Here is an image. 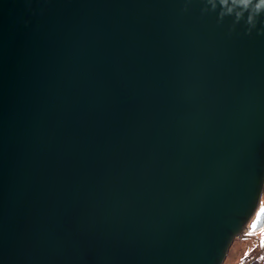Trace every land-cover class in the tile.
I'll use <instances>...</instances> for the list:
<instances>
[{
  "label": "water",
  "instance_id": "1",
  "mask_svg": "<svg viewBox=\"0 0 264 264\" xmlns=\"http://www.w3.org/2000/svg\"><path fill=\"white\" fill-rule=\"evenodd\" d=\"M259 0H0V264H223L264 228Z\"/></svg>",
  "mask_w": 264,
  "mask_h": 264
},
{
  "label": "rangeland",
  "instance_id": "2",
  "mask_svg": "<svg viewBox=\"0 0 264 264\" xmlns=\"http://www.w3.org/2000/svg\"><path fill=\"white\" fill-rule=\"evenodd\" d=\"M260 205L264 206V193ZM259 257H264V228L254 233L243 231L234 241L223 264H249Z\"/></svg>",
  "mask_w": 264,
  "mask_h": 264
},
{
  "label": "trees",
  "instance_id": "3",
  "mask_svg": "<svg viewBox=\"0 0 264 264\" xmlns=\"http://www.w3.org/2000/svg\"><path fill=\"white\" fill-rule=\"evenodd\" d=\"M249 264H264V257H259L252 260Z\"/></svg>",
  "mask_w": 264,
  "mask_h": 264
},
{
  "label": "clouds",
  "instance_id": "4",
  "mask_svg": "<svg viewBox=\"0 0 264 264\" xmlns=\"http://www.w3.org/2000/svg\"><path fill=\"white\" fill-rule=\"evenodd\" d=\"M260 6H264V0H259V4L257 5V7L259 8Z\"/></svg>",
  "mask_w": 264,
  "mask_h": 264
}]
</instances>
